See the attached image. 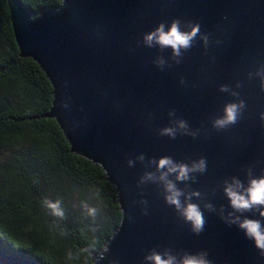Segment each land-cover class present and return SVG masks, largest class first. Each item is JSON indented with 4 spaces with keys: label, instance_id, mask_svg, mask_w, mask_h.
I'll return each mask as SVG.
<instances>
[{
    "label": "water",
    "instance_id": "95a60500",
    "mask_svg": "<svg viewBox=\"0 0 264 264\" xmlns=\"http://www.w3.org/2000/svg\"><path fill=\"white\" fill-rule=\"evenodd\" d=\"M7 2L19 54L35 60L52 85L46 116L57 121L70 151L99 164L115 188L123 226L119 222L115 238L113 232L108 238L102 264L109 259L146 264L144 254L157 246L175 252L207 250L213 264H264V256L243 231L218 215L221 204L230 210L222 180L232 175L246 180L249 165L257 175L264 168V123L259 117L264 91L258 78H246L264 62V0H59L38 14L20 0ZM172 18L199 21L201 32L209 33L213 42L205 52L197 38L180 64L162 71L152 61L158 54L167 59L170 49L160 52L137 41L159 21L167 24ZM237 80L243 85L239 89ZM220 84L238 91L247 107L238 123L216 131L210 117L235 99L219 91ZM169 109L201 133L175 139L158 135L169 123ZM138 153L146 159H207V171L197 174L196 183L188 182L217 206L216 213L205 211L200 235L191 233L155 184L144 186L149 204L148 215L142 214L136 181L146 169L139 161L135 167L126 164ZM244 215L259 218L258 213ZM0 264L41 263L0 246Z\"/></svg>",
    "mask_w": 264,
    "mask_h": 264
},
{
    "label": "trees",
    "instance_id": "16d2710c",
    "mask_svg": "<svg viewBox=\"0 0 264 264\" xmlns=\"http://www.w3.org/2000/svg\"><path fill=\"white\" fill-rule=\"evenodd\" d=\"M7 1L0 0V246L41 264H64L69 248L93 238L102 247L121 210L101 166L71 152L57 121L46 116L52 85L35 60L19 54ZM20 1L35 14L59 3ZM94 186L101 201L92 197ZM46 197L62 199L64 219L43 206ZM84 204L99 209L96 217Z\"/></svg>",
    "mask_w": 264,
    "mask_h": 264
},
{
    "label": "clouds",
    "instance_id": "9594fccd",
    "mask_svg": "<svg viewBox=\"0 0 264 264\" xmlns=\"http://www.w3.org/2000/svg\"><path fill=\"white\" fill-rule=\"evenodd\" d=\"M224 18L227 19V17ZM197 38L202 42L205 52H207L210 42L213 41L210 40L209 33L201 32L199 21H182L179 18H172L167 24L161 20L154 28L144 32L142 39L137 41V44L142 43L148 48H158L160 52L170 49V56L167 59L158 54L152 61L157 68L163 71L165 68H170L172 63L180 64L185 52L192 48ZM214 43L220 44L221 41L215 40ZM254 77L259 79L260 89L264 91V62H260L254 71L250 70L246 73V78L249 81ZM179 82L181 85L186 83L184 77H181ZM242 86L241 81L235 82V88L239 89ZM218 88L219 91L228 93L235 98L224 103L220 115L210 117L211 127L216 131H221L238 123L247 105L240 97V93L228 84H220ZM60 106L68 107L66 103H61ZM167 115L169 117L168 125L157 130L160 136L175 139L179 134L196 138L202 131L201 128H191L188 121L177 117L175 109H169ZM259 117L264 123V111L259 113ZM149 118H151V113ZM135 161H139L146 169L136 181L137 188L141 193L138 203L142 206L140 209L142 214L148 215L149 204L143 197L144 186L149 183L155 184L161 190L165 203L172 206L176 215L190 226L191 233L200 235L206 224L205 211L216 213L217 206L206 198L207 193L191 188L188 182L196 183L197 174L203 175L207 171V159L200 156L184 162L174 160L169 155L146 159L144 153H138L134 158H127L126 164L129 167H135ZM149 168L152 170H147ZM244 171L246 180H241L235 175L222 180L220 187L227 198L230 210L221 204L218 215L226 225H236L241 229L245 238L251 240L259 254L264 256V219H261L264 218V168L259 170L258 175L254 174L251 165L246 166ZM177 182L182 183L184 187H179ZM91 193L95 200H102L100 187L94 186ZM43 206L49 210L52 216L59 219L65 218L61 198L53 200L46 197L43 200ZM84 207L89 216L96 217L99 211L97 207L87 204H84ZM244 213H258L259 218L249 217ZM119 226H123V219ZM60 234L63 236L67 233L61 232ZM115 235L116 233L113 232L111 235L113 239ZM97 243V240L93 238L83 247L69 248L64 257V264H102L105 254L109 251V245L104 242L102 247H97ZM157 247L149 249L144 254L143 260L146 264H213L207 250L175 252L170 247H164L161 250H157ZM108 264H119V262L109 259Z\"/></svg>",
    "mask_w": 264,
    "mask_h": 264
}]
</instances>
